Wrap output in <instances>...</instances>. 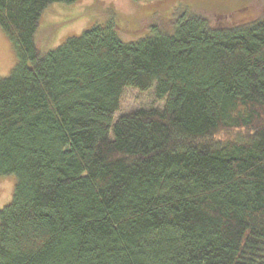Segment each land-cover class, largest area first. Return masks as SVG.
Here are the masks:
<instances>
[{"label": "trees", "instance_id": "16d2710c", "mask_svg": "<svg viewBox=\"0 0 264 264\" xmlns=\"http://www.w3.org/2000/svg\"><path fill=\"white\" fill-rule=\"evenodd\" d=\"M77 1L0 0V264H264V13L175 6L40 53L44 9ZM126 89L160 104L117 114Z\"/></svg>", "mask_w": 264, "mask_h": 264}, {"label": "rangeland", "instance_id": "374dc122", "mask_svg": "<svg viewBox=\"0 0 264 264\" xmlns=\"http://www.w3.org/2000/svg\"><path fill=\"white\" fill-rule=\"evenodd\" d=\"M201 7L200 11L214 18L228 13L237 20H250L264 13V0H78L74 3L53 2L41 14L35 32V44L45 54L60 45L66 38L77 36L94 23L112 19L116 33L125 42L145 35L144 30L158 24L164 11L172 7ZM243 10V11H242ZM226 11V12H225ZM228 11V12H227ZM127 16V17H125ZM163 24V23H161ZM144 29V30H143ZM16 63L11 40L0 28V77L10 73ZM151 92L141 93L126 89L120 101L119 113L141 106L159 105ZM15 177H0V209L11 198Z\"/></svg>", "mask_w": 264, "mask_h": 264}]
</instances>
